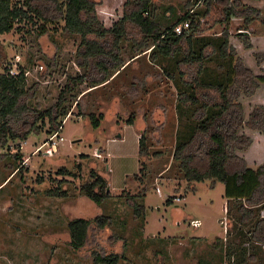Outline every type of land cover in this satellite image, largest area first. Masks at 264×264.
<instances>
[{
  "label": "rangeland",
  "instance_id": "obj_1",
  "mask_svg": "<svg viewBox=\"0 0 264 264\" xmlns=\"http://www.w3.org/2000/svg\"><path fill=\"white\" fill-rule=\"evenodd\" d=\"M91 1L99 21L110 28L122 16L126 0ZM151 2L162 28L187 11L195 14L201 29L194 37L195 47L207 41L212 44L215 52L205 65L210 78L223 76L227 59L218 56L217 45L224 23H219L215 5H191V0ZM233 5L244 11L250 22L231 18L226 27L229 42L256 76H264V0H234ZM30 16L15 23L11 31L0 33V72L4 67L10 74L24 70L26 111L35 116L55 105L70 78L88 73L89 57L81 55V35L67 33L63 21L45 23L34 14ZM116 46L120 70L136 53L138 58L115 79L109 78L95 89L84 80L76 84V96L59 131L63 141L54 138L58 146L51 155L45 153L49 145L44 143L51 135L46 118L42 123L37 120L39 130L28 134L26 140L0 145V264H102L94 257L110 254L117 255L115 264H263L261 244L238 233H226L231 220L224 210V184L205 179L190 189L181 175L172 173L171 152L176 140L189 134L194 124L191 107L180 103L177 109L179 80L171 79L164 70L174 69L177 78L175 64L181 61V53L152 59L150 49L141 52L146 47L141 46L134 50L125 35ZM257 84L254 95L241 100L245 118L254 105H264V82ZM88 112L103 115L99 128L93 129L85 120ZM130 115L155 153L149 161L143 158L146 177L141 183L133 178L140 168L136 133L133 127L123 129ZM25 117L13 119L14 130ZM242 132L252 143L237 154L255 169L264 164V135L248 129ZM118 133L124 135V142L108 140L121 138ZM97 151L100 157L95 156ZM17 153L20 157L15 158ZM92 170L109 184V197L99 206L81 193V187L91 181ZM143 186L147 190L141 196ZM132 195L133 203L145 210L144 216L136 215L129 205L128 196ZM175 196L181 200L173 198L166 203L168 197ZM100 214L109 223L103 228L91 224L85 244L74 250L68 243L69 221Z\"/></svg>",
  "mask_w": 264,
  "mask_h": 264
},
{
  "label": "trees",
  "instance_id": "obj_2",
  "mask_svg": "<svg viewBox=\"0 0 264 264\" xmlns=\"http://www.w3.org/2000/svg\"><path fill=\"white\" fill-rule=\"evenodd\" d=\"M198 3L210 4L213 7L215 5L219 23H224L217 45L218 56L227 59V64L223 65V76L214 75L210 78L211 74L205 63L215 49L208 41L198 48L195 47L194 37L201 29L199 19L196 20L192 12L187 11L162 28L161 22L154 18L155 8L151 0H126L122 16L110 28H106L99 21L94 8L95 3L91 0H22L21 3L18 0H0V33L11 31L15 23L31 19L32 14L45 23L61 20L67 33L81 35V55L89 57L88 73L84 77L70 78L55 105L36 113L35 116H30L26 111L24 99L28 96V91L24 70L20 68L16 74H10L4 67L0 72V145L8 140H26L28 134L39 130L38 119L41 123L47 119L48 133L60 131L72 104L70 102L76 96L73 90L78 82L84 80L89 87L95 89L98 85L108 83L109 78L115 79L138 58L136 53L121 70L119 69L122 65L118 62L119 48L116 44L122 35L132 41L134 50L141 46H146L141 52L150 49L149 57L152 59L174 58L181 53V61L176 60L175 64L177 78L174 69L166 67L164 70L168 77L176 82L179 80L181 86L178 82L177 109L180 103L184 107H191L194 124L189 134L176 140L171 152L172 173L181 175V179L188 183L190 189L194 188L195 182L205 179L221 181L227 199L226 215L231 220V226L226 233H238L251 243L261 244L263 250L264 164L255 169L249 168L237 151H246L252 143L251 137L242 130L248 129L264 135V105H254L245 118L241 103L242 98L248 99L254 95L257 83L264 82V76H256L243 60L235 55L226 28L231 18L243 17L247 22L245 24H249L250 19L244 11L236 10L234 0H191V5ZM182 21H188L189 27L181 34L172 32L173 26ZM248 45L247 43L246 46ZM206 47L211 49L206 50ZM260 59V54H257L258 62ZM81 64L83 63L80 62ZM74 102L78 107L79 102L76 100ZM20 115L26 117L19 128L14 130L11 122ZM85 116L87 118L85 120L93 129L100 127L103 120L101 113L96 115L94 112H88ZM134 121V116L130 115L124 122L134 124ZM136 129L139 135L140 168L133 178L141 183L146 177L144 171L146 162L143 158L149 161L155 153L149 150L145 133ZM100 151L105 150L100 148ZM18 157L19 154H15V158ZM90 177L91 181L81 187V193L99 206L109 197L107 191L109 184L107 179L95 170H92ZM146 190L147 187L143 186L140 195H144ZM175 197H168L166 203H171ZM130 200L132 203L129 205L133 207L134 213L144 216L145 210L142 212L141 206L133 203L134 195L128 196V201ZM108 223L107 217L102 214L92 219L77 217L70 220L67 227L69 245L74 250L81 249L91 224L103 228ZM94 261L115 264L117 255H96Z\"/></svg>",
  "mask_w": 264,
  "mask_h": 264
},
{
  "label": "built area",
  "instance_id": "obj_3",
  "mask_svg": "<svg viewBox=\"0 0 264 264\" xmlns=\"http://www.w3.org/2000/svg\"><path fill=\"white\" fill-rule=\"evenodd\" d=\"M189 27V22L188 21H182L176 25L173 26L172 28V32L176 33V34H181L183 33L187 28ZM68 116V115H67ZM54 138L58 139V141L61 143L63 141V137L59 134V131L57 132H53L51 133V135L49 136L48 142L44 143V145H49L46 149H45V153L51 155L52 152L56 149V147L58 146V142L54 141ZM95 156L96 157H100V153L95 152ZM174 200L176 201H180L181 198L179 196H176L174 198ZM224 210L226 212V209L224 207ZM225 221V220H224ZM222 223L224 224V222L222 221Z\"/></svg>",
  "mask_w": 264,
  "mask_h": 264
},
{
  "label": "crops",
  "instance_id": "obj_4",
  "mask_svg": "<svg viewBox=\"0 0 264 264\" xmlns=\"http://www.w3.org/2000/svg\"><path fill=\"white\" fill-rule=\"evenodd\" d=\"M115 123H116V120L114 121ZM129 127H133L134 128V131H135V135H136V141H137V154H138V137H139V135H138V133H137V129L136 128H138V126H137V122H135L134 121V124H127V123H125V122H123V129L125 128H129ZM139 129V128H138ZM118 135H119V137H121V138H119V139H114V138H110V139H108V140H110V141H118V140H120V141H123L124 142V135H120V133H118ZM107 154V152H105V155ZM107 156V155H106ZM106 159H107V157H106ZM81 218H83V217H81ZM87 219V218H86Z\"/></svg>",
  "mask_w": 264,
  "mask_h": 264
},
{
  "label": "flooded vegetation",
  "instance_id": "obj_5",
  "mask_svg": "<svg viewBox=\"0 0 264 264\" xmlns=\"http://www.w3.org/2000/svg\"><path fill=\"white\" fill-rule=\"evenodd\" d=\"M5 183V182H4ZM1 186V185H0ZM108 189V188H107ZM108 191V190H107ZM86 219V218H85ZM87 219H89V218H87ZM67 227H68V225H67ZM69 233V232H68ZM69 238H70V236H69ZM70 240V239H69ZM69 243V242H68Z\"/></svg>",
  "mask_w": 264,
  "mask_h": 264
},
{
  "label": "water",
  "instance_id": "obj_6",
  "mask_svg": "<svg viewBox=\"0 0 264 264\" xmlns=\"http://www.w3.org/2000/svg\"><path fill=\"white\" fill-rule=\"evenodd\" d=\"M108 190V189H107Z\"/></svg>",
  "mask_w": 264,
  "mask_h": 264
}]
</instances>
